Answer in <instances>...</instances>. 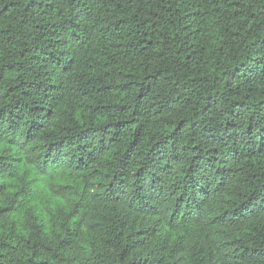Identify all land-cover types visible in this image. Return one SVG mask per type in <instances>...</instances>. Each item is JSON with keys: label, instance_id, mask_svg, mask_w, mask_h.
<instances>
[{"label": "trees", "instance_id": "trees-1", "mask_svg": "<svg viewBox=\"0 0 264 264\" xmlns=\"http://www.w3.org/2000/svg\"><path fill=\"white\" fill-rule=\"evenodd\" d=\"M0 264H264V0H0Z\"/></svg>", "mask_w": 264, "mask_h": 264}]
</instances>
